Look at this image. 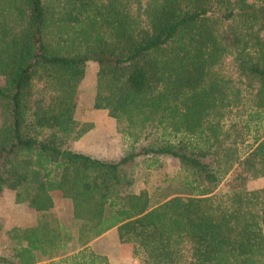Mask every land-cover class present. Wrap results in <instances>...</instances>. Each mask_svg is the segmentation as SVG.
Wrapping results in <instances>:
<instances>
[{"label":"trees","instance_id":"1","mask_svg":"<svg viewBox=\"0 0 264 264\" xmlns=\"http://www.w3.org/2000/svg\"><path fill=\"white\" fill-rule=\"evenodd\" d=\"M226 59L251 102L244 122L224 129L208 118L221 116L230 79L215 70ZM91 60L94 107L141 142L115 160L72 147L93 127L76 119ZM159 154L181 172L154 193L132 190L127 166ZM259 176L264 0H0V193L16 190L38 213L12 229V257L0 252V263L77 249L69 264H110L88 244L117 227L144 264H264V187H247ZM54 190L72 200L76 231L53 214Z\"/></svg>","mask_w":264,"mask_h":264},{"label":"rangeland","instance_id":"2","mask_svg":"<svg viewBox=\"0 0 264 264\" xmlns=\"http://www.w3.org/2000/svg\"><path fill=\"white\" fill-rule=\"evenodd\" d=\"M146 1L143 0V3ZM86 69V75L76 92V119L81 125L85 122L93 123V127L73 140L72 147L75 150L111 160L138 150L141 142L120 133L117 130L116 119L109 115L107 109L94 107L98 63L91 60L87 63ZM215 73L230 81L226 87V98L220 107L221 116L211 115L208 122L220 118L221 126L227 129L233 123L244 122L247 117L251 89L246 86L230 59H226L217 66ZM213 116L215 118H212ZM247 142H252L251 137ZM239 152L241 154V151ZM239 152L234 154V159H238ZM151 159L155 160L152 166L149 165ZM127 170L134 181L131 189L136 192L146 189L150 193H154L158 186L164 185L167 182L166 179L181 172L179 161L170 154H159L155 158L139 156L127 166ZM232 172L230 170L223 176L220 189L224 190ZM247 187L249 189L264 187V176L250 178ZM52 195L55 203L53 214L62 224L76 231L80 221L73 215L72 200L63 196L60 190L52 191ZM153 198L155 199V195ZM37 217V211L27 201H17L16 190L5 189L0 193V252L4 256L12 257L15 244L10 234L12 229L31 226L36 223ZM88 245L95 252L107 255L110 264H144L134 244L129 240H121L117 227L106 231L101 238L100 236L95 238ZM76 250L51 259L43 258L35 264H69L70 255Z\"/></svg>","mask_w":264,"mask_h":264},{"label":"crops","instance_id":"3","mask_svg":"<svg viewBox=\"0 0 264 264\" xmlns=\"http://www.w3.org/2000/svg\"><path fill=\"white\" fill-rule=\"evenodd\" d=\"M115 228V227H114ZM113 229V228H112ZM110 231V230H109ZM105 234V233H104ZM102 236V235H101ZM100 236V238H101ZM99 238V237H98ZM97 239V238H96ZM96 241V240H95ZM93 243V242H92ZM93 245V244H92ZM0 264H6V263H0ZM7 264H11V263H7Z\"/></svg>","mask_w":264,"mask_h":264}]
</instances>
